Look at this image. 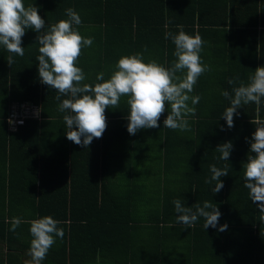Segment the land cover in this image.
<instances>
[{
	"label": "trees",
	"instance_id": "obj_1",
	"mask_svg": "<svg viewBox=\"0 0 264 264\" xmlns=\"http://www.w3.org/2000/svg\"><path fill=\"white\" fill-rule=\"evenodd\" d=\"M38 7L45 29L73 8L82 19L75 26L94 37L83 49L77 66L94 86L105 80L122 56L144 52L171 67L175 45L165 34L199 33L205 41L202 60L206 72L190 95H199L197 113L189 116L190 131L159 128L127 131L129 97L105 111L102 138L85 149L67 139V126L58 105L61 96L41 82L36 57L37 33L26 29L23 57L0 45V264H25L33 237L30 221L52 216L65 235L49 250L42 264H264V214L244 187V165L258 124L264 123V98L257 106L238 109L229 129L222 115L230 101L223 95L264 66V0H24ZM13 63L9 65L8 57ZM239 76L235 85L229 79ZM39 108L40 119H28L9 132L7 117L13 105ZM189 106L191 102L189 101ZM170 110V108H169ZM231 142L228 161L216 148ZM254 142V141H252ZM227 165L224 188L214 193L210 165ZM192 207L215 203L222 216L216 229L206 230L205 219L186 228L177 223L173 200ZM195 210V209H194ZM23 223L10 231L11 221ZM227 224V230L219 227Z\"/></svg>",
	"mask_w": 264,
	"mask_h": 264
},
{
	"label": "clouds",
	"instance_id": "obj_2",
	"mask_svg": "<svg viewBox=\"0 0 264 264\" xmlns=\"http://www.w3.org/2000/svg\"><path fill=\"white\" fill-rule=\"evenodd\" d=\"M66 15L67 20L61 19L47 31H42L46 22L39 15L38 7H26L24 0H0V45L9 53L23 57L25 51L21 45L26 29H34L40 33L37 37L40 54L36 57L39 62V77L43 84L59 93L56 96L58 101L61 96L69 97L58 105L60 112L68 113L63 116V120L68 129L66 136L69 141L87 149L94 139L102 138L107 128L105 111L119 107L123 96L129 97L127 131L130 135H136L142 129L159 128L158 121L166 110L169 114L164 120V128L191 130L187 118L196 115V105L199 104L201 96L190 94L193 93L198 79L211 71L201 57L205 41L199 33L194 36L186 34L183 25H178V34H165V39H171L175 45L173 55L177 59L171 67H165L155 60L145 62L144 52L148 51L145 46L143 52L122 56L110 79L105 80L104 73H98V82L93 86L84 83L86 74L77 63L83 49L93 45L94 37H84L74 27L80 26L82 19L73 8H68ZM8 63H13L11 56L8 57ZM237 81L239 76L229 79L228 83L235 85ZM232 91L234 96L228 91L222 92L231 105L222 115L229 129L234 127V116L239 114L238 109L244 105L254 103L259 113L264 98V66L254 71L247 84L240 81L239 86ZM252 122L258 124L249 141L250 152L256 155L249 154L247 157L248 162L244 165V187L249 190L250 199L259 202V211L264 214V123ZM232 150L231 142L220 144L216 148V152L221 153L219 159L225 161L229 160ZM210 171L211 178L205 183L212 184L216 181L213 191L219 193L224 188L221 177L228 175L227 165L222 169L215 164L210 165ZM173 204L177 223L186 228L194 227L198 218L203 217V227L206 230L210 226L216 229L222 216L219 207L209 201H204L202 206L196 203L192 207H186L180 199H176ZM21 223L23 221L19 217H14L10 231L15 233ZM29 223V231L33 237L28 252L31 260L25 264H42L56 243V237L61 240L64 238V229L59 227L62 222L49 215ZM227 228L228 225L225 224L218 230L223 232Z\"/></svg>",
	"mask_w": 264,
	"mask_h": 264
},
{
	"label": "built area",
	"instance_id": "obj_3",
	"mask_svg": "<svg viewBox=\"0 0 264 264\" xmlns=\"http://www.w3.org/2000/svg\"><path fill=\"white\" fill-rule=\"evenodd\" d=\"M28 119H40L38 107L27 103L13 105L6 120L9 132H16Z\"/></svg>",
	"mask_w": 264,
	"mask_h": 264
},
{
	"label": "crops",
	"instance_id": "obj_4",
	"mask_svg": "<svg viewBox=\"0 0 264 264\" xmlns=\"http://www.w3.org/2000/svg\"><path fill=\"white\" fill-rule=\"evenodd\" d=\"M1 248L3 249V248H4V246H3V245H0V249H1Z\"/></svg>",
	"mask_w": 264,
	"mask_h": 264
},
{
	"label": "rangeland",
	"instance_id": "obj_5",
	"mask_svg": "<svg viewBox=\"0 0 264 264\" xmlns=\"http://www.w3.org/2000/svg\"><path fill=\"white\" fill-rule=\"evenodd\" d=\"M89 264H97V263H94V262H93V263H89Z\"/></svg>",
	"mask_w": 264,
	"mask_h": 264
}]
</instances>
